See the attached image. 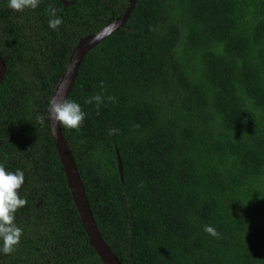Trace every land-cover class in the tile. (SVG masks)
I'll return each instance as SVG.
<instances>
[{
  "label": "trees",
  "instance_id": "trees-1",
  "mask_svg": "<svg viewBox=\"0 0 264 264\" xmlns=\"http://www.w3.org/2000/svg\"><path fill=\"white\" fill-rule=\"evenodd\" d=\"M68 1L13 12L0 0V163L25 172L27 199L15 214L21 243L0 252V264H105L48 112L76 44L129 2ZM49 6L63 19L55 30ZM97 94L99 106L85 103ZM67 99L87 116L79 130L61 129L122 264H264V0H136L124 25L84 56Z\"/></svg>",
  "mask_w": 264,
  "mask_h": 264
},
{
  "label": "water",
  "instance_id": "water-1",
  "mask_svg": "<svg viewBox=\"0 0 264 264\" xmlns=\"http://www.w3.org/2000/svg\"><path fill=\"white\" fill-rule=\"evenodd\" d=\"M66 6L71 2L68 0H62ZM129 6L123 15L119 16L115 20L106 24L98 33L89 34L82 37L74 47L67 68L63 75L58 80L50 100L56 96H63L68 98L69 93L74 85L77 77L80 64L84 56L94 48L98 43L114 33L128 20L131 12L135 8L136 0H127ZM6 68L3 59L0 56V82L5 74ZM48 124L50 127V134L56 145L60 160L65 170L68 188L71 191L74 204L77 207L81 221L85 227V230L89 236L90 244L94 247L99 257L105 264H122L115 254L112 253L109 245L103 239L100 230L96 224L91 206L89 204L83 181L80 177V173L76 166L75 160L69 150L68 142L62 132L61 125L48 118ZM118 167L121 179L123 178V166L120 155L117 151ZM41 202L37 206H40Z\"/></svg>",
  "mask_w": 264,
  "mask_h": 264
},
{
  "label": "clouds",
  "instance_id": "clouds-1",
  "mask_svg": "<svg viewBox=\"0 0 264 264\" xmlns=\"http://www.w3.org/2000/svg\"><path fill=\"white\" fill-rule=\"evenodd\" d=\"M40 0H9L8 7L13 12H22L25 9H36ZM49 27L53 30L58 29L63 24V19L57 15L58 10L49 6ZM103 82L101 87L103 88ZM109 102L115 101V97L109 96ZM104 100L101 95H93L86 98L85 103L95 102L99 106ZM87 113L82 110L79 103L65 99L63 96L53 97L49 102L48 118L58 122L63 127L79 130L86 119ZM120 130L112 128L109 134L115 135ZM25 183V172L17 169L16 171H7L4 164L0 163V240L2 247L0 252L5 255L12 254L16 247L21 243L24 230L15 223V214L27 204V199L22 198L19 189ZM211 236L218 237L217 230L210 225L203 229Z\"/></svg>",
  "mask_w": 264,
  "mask_h": 264
}]
</instances>
